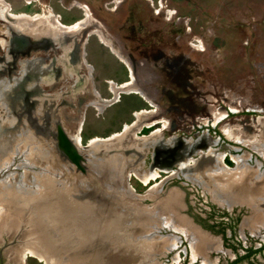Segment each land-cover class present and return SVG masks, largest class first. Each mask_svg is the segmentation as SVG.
<instances>
[{"label": "flooded vegetation", "instance_id": "af4514ba", "mask_svg": "<svg viewBox=\"0 0 264 264\" xmlns=\"http://www.w3.org/2000/svg\"><path fill=\"white\" fill-rule=\"evenodd\" d=\"M67 3L82 7V14L64 17L54 11L55 17L34 20V12L14 11L0 4V135L11 139L10 131H19L22 144L33 134L36 155H45V161L54 168L60 167L70 182L66 188L58 180H51L53 174L46 173V183L37 179L38 183L32 184L34 189L24 191L17 189L16 184L11 186L8 197L2 199L6 207L0 216V264H28L22 257L27 255L39 260L38 264H124L123 256L133 260L139 250L142 253L170 246L166 237L165 240L152 235V224L155 220L165 222V215L171 210L189 227L188 233L202 230L205 238L208 233L215 239V244L217 235L220 246H225L220 232L205 227L196 217L206 216L208 202L236 213L235 236L244 213L238 206L220 204L216 198L248 201L243 191L247 183L233 184L228 191L214 193L217 197L207 194L205 206L200 209L192 198L193 195L197 202L202 200L200 184L176 176H184L188 167L192 168L187 160V164H181L184 158L199 155V147L220 140L222 145L244 147L253 157L249 164L254 168L246 170L249 175L243 181L252 180L251 188L256 189L260 177H255V173L264 169V139L257 144L261 145L257 151L256 143H251V133H247L248 143L242 145L225 135L221 122H209L202 127L189 123L190 128L180 132L184 138L178 144L171 143L166 134L153 140L158 118L170 117L167 113L172 107L166 97L186 104L179 95H184V87L191 85L193 70H202L203 61L199 63L188 56L186 40L167 38L156 31L157 9L150 0H100L99 9L87 0ZM262 12L255 11L259 15ZM11 13H24L27 17L15 18ZM164 20H170V15ZM245 27L239 29L243 32L233 41L234 44L241 38L237 51L240 48L242 76L233 82V89L227 86L241 102L250 105L227 113L252 116L264 112V26L253 21ZM203 43L208 52L205 59L216 68L220 46H210L207 40ZM234 53L231 50L230 61ZM221 73L217 71L218 75ZM254 91L256 94H252ZM193 109L189 107L188 112ZM169 123L176 124L171 119ZM133 133L142 137L135 139ZM110 136H116V151L104 153L111 157L104 160L91 144L111 139ZM77 144L82 149H77ZM171 155L176 156L172 166ZM224 160L222 157L223 164ZM209 163L204 159L194 166L203 174L202 168L210 169ZM169 165L172 173L166 172L160 184L162 199L153 203L154 182L150 179ZM155 169L157 174L150 176ZM34 173L41 174L40 170ZM127 176H133L144 187L136 190ZM31 177L32 174L29 181ZM126 207L139 211L125 217L121 209ZM213 216L217 218L216 211ZM87 218L88 230L84 223ZM249 221L245 219L244 223L250 224ZM179 224L177 221V230L181 229ZM225 233L231 234V229L227 227ZM94 253L93 263L90 255Z\"/></svg>", "mask_w": 264, "mask_h": 264}, {"label": "rangeland", "instance_id": "374dc122", "mask_svg": "<svg viewBox=\"0 0 264 264\" xmlns=\"http://www.w3.org/2000/svg\"><path fill=\"white\" fill-rule=\"evenodd\" d=\"M87 1L94 2L99 9L100 0ZM150 2L152 3L153 8L157 9V15L154 16V23L157 27L156 31L162 32L167 38L171 36V39L186 40V45L189 51L188 56L191 55L197 59V61L199 60V63L202 61L204 63L202 70L197 68L193 70V73L190 74L192 76L189 80L191 85H189V87H184L186 91L181 93L184 95H179L180 97L183 96L182 98L187 101L186 104L180 105L181 102L179 103L178 101L173 100V102H171L166 97L167 103L171 104L170 106L172 107L167 113L170 116L169 120L171 119L172 121H175L176 124H173L172 126L170 125L168 118L159 117L158 122L155 123V126L157 127L152 133L153 140L157 141L158 139H161L162 134H166V137L168 135L170 136L167 138L171 143L178 144V142H183L182 138H184L179 136L180 132L182 129H189V123H192L194 127H202L209 122L212 124L215 122H221L220 128L224 131L226 136L231 137L234 141L244 145L249 139L247 133H251V143L253 141L256 145L262 144V141L260 140L264 139V112H259L252 116L241 113L228 114V110L234 111L237 108L249 107L250 104L245 101L244 103L243 101L241 102V98L236 96L232 92L233 90L228 89L227 85H230L231 89H233V82L242 76L239 66L241 62L240 48L237 51V47L240 43L237 41L241 38H239L234 44L233 41L236 39L237 35L243 32L242 30L239 31V29L246 28L245 26L253 21H258V23L263 24L264 26V0H150ZM0 4H2L1 6H9L14 11L20 10L27 14L34 12L35 15L31 18H35L34 20L41 19L39 17L45 19L50 15L55 17V15H53L54 11H59L64 17H76L79 16L83 9L82 7L75 5L72 7L68 6L67 0H0ZM259 10L263 11L261 15L255 13V11ZM99 12L101 13V10H99ZM11 14V17L16 18L19 14L24 13ZM158 15H160V17ZM167 15H170V20H164ZM257 17L259 18L257 19ZM74 24L77 25L78 22H75ZM251 28L253 29V27L250 26V29ZM204 40H207L210 46H220L218 52L220 50L222 52L220 51L221 53L220 55L218 54V58L216 59V68H212L209 65L210 61L205 59L208 52L203 43ZM231 50H234L235 53L233 54L234 59L232 60L231 58L230 61ZM228 61H230V63ZM217 71H222V73L218 75ZM122 77L124 78L123 75ZM188 79L189 78L187 77V80ZM239 91L243 92V89L240 88ZM252 94H256L255 91ZM196 105H198L199 108ZM191 106L194 109L191 112H188V109ZM140 114L141 113H138V116ZM127 115L129 116L130 114L127 113ZM129 118L134 117L130 116ZM250 129L253 131L251 132ZM13 130L14 129L10 131L11 135H9L12 139V143H8V146L5 145V140L8 138L1 137L2 135H0V194L3 187L8 185L16 184L20 187L24 184L29 187H21L19 190L34 189L36 187H33L32 184H37V179H40V182L42 179V183H46V173L49 175L53 174L51 180H58L60 185L64 187L66 186L67 188L70 182L68 181L67 175L62 173V169L60 167L54 168L51 166L45 161V155H36L37 151L35 150V146L32 145V142L34 141L32 140V136L34 135L31 134L28 136L26 134L25 136L28 137L25 139L23 138L24 143L20 144V132L17 131V133ZM6 131L8 130H5V132ZM132 135L135 139L142 137L141 135L134 136V133ZM115 137L116 136H112L111 138L110 136L109 138L111 139L104 141L97 140L100 141L101 144L97 143V141L91 144L95 145L94 148H97L99 153L103 155L104 160L111 158L104 155V153L109 154L110 151H116V140L113 141ZM186 139L187 138H185V140ZM191 140V138H188V141ZM221 142L222 141L219 140L218 143H214V145L210 143L206 146L202 145L201 148L205 150L202 151L199 147V155H192V158H184L185 161L181 164H187V160L192 168L190 169L188 167V171L184 176L179 173L176 177L180 179L183 178V180L189 179L194 184H196V182L200 184L199 191L202 200L199 199V201L201 203L197 202L192 195V198L196 201L195 206H198L200 209H203V201L207 194L216 197L214 194L216 191L214 190L216 185L219 184V187L227 186V188L232 189L233 184L238 185L242 182L247 183V186L244 189H246L245 192L247 193L248 201L244 202L242 199H232L229 197V200L220 198V203L222 205L225 203L224 205L231 204L238 206V208L244 213L239 228L236 230L235 238L240 239L242 244L247 245L248 239L246 238V235L247 233H250L255 237L252 244L258 245L259 242L264 241V169H257V173H255L257 176L255 177H260L257 180V183L259 184H257L258 187L256 189H252L251 186L254 185V182L252 180L248 182V179L243 181V178L248 174V171L246 170L252 169L253 167L249 164L251 161H254L253 157H249L247 150L244 147L236 144L229 145L227 143L222 145ZM260 146L257 145V151H260ZM77 149H82V146L77 144ZM89 149L90 148L87 147L86 150ZM120 150L121 149H119V151ZM42 151L46 152V149H42ZM2 152L4 155H2ZM29 152L35 154L29 155ZM113 155L115 154L113 153ZM33 157H36V160L41 162L38 164L36 160L33 161ZM222 157L229 159L230 163L228 164L227 160H224V162L226 161L227 163L225 162L223 164ZM170 158L172 166L176 156L171 155ZM204 159L209 160L210 169H207V167L205 169L202 168V172L205 174L203 176L195 166ZM187 166L188 165H186V167ZM165 169V171L158 170L160 175H157L154 179H150V181L154 182L152 187V192L155 194L153 203L161 198L159 193H161L160 184L163 183L162 177L172 171L170 165ZM36 170H40L42 175L34 173ZM30 174H32L31 181L28 179L30 178ZM153 174H157V169H155L150 176ZM158 178L160 180H158ZM126 180L129 183H133L136 190L144 187L143 184H139V180L135 181L133 176H127ZM204 181H206V183ZM205 184L207 185V190H205ZM248 186L250 188H248ZM170 188L171 190L173 189V187ZM218 191L223 192V189L221 188ZM0 196L5 197L6 195L1 194ZM250 196L252 198H250ZM2 197H0V216L4 213L6 207L2 202ZM121 210L125 217L128 213L131 214L132 212L139 211L138 208L130 209L128 207L122 208ZM165 216L167 218L164 217L166 219L164 220L165 222L158 223L156 220L153 222L152 235L154 234L161 238L166 237L167 240L166 238L165 240L170 241V246L167 249L145 250L142 253L139 250L135 253L136 257L132 256L135 258L133 260H129L128 258H131L129 256H127L128 258L123 256L124 264H184V261H186L187 264H226L227 261L234 256L233 251L228 247L220 246V238H218L217 235L216 239L218 242L215 244L213 242L215 239H213L208 233V237L205 238V236H203L205 232L202 230L197 229L199 231L193 230L194 233H188L187 229L189 227L182 222V219H177V214L174 211L171 210L170 213ZM245 219H249L250 224L246 222L244 223ZM88 220L89 219L87 218L85 219L86 222H84L87 230L89 229ZM177 221L180 223V230H177ZM209 238H211V240ZM137 240L140 243L138 238ZM212 243L216 245L214 248H212ZM238 251L241 252L242 249L238 248ZM22 257L25 258V262L28 264H38L39 260L37 261L34 256L27 255ZM90 257L92 259L94 257L96 258L95 253L91 254ZM92 261L94 263L95 259ZM98 262H100V260ZM254 264H264V256L256 254Z\"/></svg>", "mask_w": 264, "mask_h": 264}, {"label": "trees", "instance_id": "16d2710c", "mask_svg": "<svg viewBox=\"0 0 264 264\" xmlns=\"http://www.w3.org/2000/svg\"><path fill=\"white\" fill-rule=\"evenodd\" d=\"M227 162H230L226 159ZM209 210H206V216H197L196 218L204 223L205 227L211 229L214 232H220L222 236V241L225 246L232 249L235 256L227 261L226 264H254L256 260V254L264 256V241L259 242L258 245H253L252 241L255 239L252 235L247 234L248 244L244 245L241 240L235 238L233 235L235 233L236 223L238 219V214L231 213L222 207L214 205V203L208 202ZM217 213V218H214L213 214ZM212 219V221H209ZM203 225V226H204ZM216 226V227H215ZM231 229V234H226V228ZM238 248L242 251L239 252ZM184 264H187L184 261Z\"/></svg>", "mask_w": 264, "mask_h": 264}, {"label": "bare ground", "instance_id": "6f19581e", "mask_svg": "<svg viewBox=\"0 0 264 264\" xmlns=\"http://www.w3.org/2000/svg\"><path fill=\"white\" fill-rule=\"evenodd\" d=\"M18 17H27V15H25V14H19L18 16H17V18ZM73 26H75V25H73ZM72 26V27H73ZM7 140H9V141H7ZM7 140H5V145L6 146H8V143H10L11 141H12V139H7ZM12 143V142H11ZM11 145V144H10ZM2 155H4L3 154V152H2ZM11 186L12 185H8V186H4L3 187V189H2V191H1V194L3 195V194H5L6 196L5 197H2V196H0V197H2V198H7L8 197V194H9V189L11 190ZM13 187V186H12ZM17 189H21L20 187L19 188H17Z\"/></svg>", "mask_w": 264, "mask_h": 264}, {"label": "crops", "instance_id": "0c3cea01", "mask_svg": "<svg viewBox=\"0 0 264 264\" xmlns=\"http://www.w3.org/2000/svg\"><path fill=\"white\" fill-rule=\"evenodd\" d=\"M235 176V175H234ZM223 189V191L224 190H226V191H228V188H227V186H222V187H219V184L218 185H216V187L214 188V190H216L214 193H217V191L219 190V189ZM243 191L245 192L246 190L243 188ZM245 194H247L246 192H245ZM217 197V196H216ZM219 198V197H218ZM218 198H216L217 200H218V202H221V200H220V198L218 199ZM250 198H252L251 196H250ZM261 199V198H260ZM225 200V199H224ZM243 200V199H242ZM245 200V199H244ZM243 200V201H244ZM245 202V201H244ZM221 204V203H220Z\"/></svg>", "mask_w": 264, "mask_h": 264}, {"label": "water", "instance_id": "95a60500", "mask_svg": "<svg viewBox=\"0 0 264 264\" xmlns=\"http://www.w3.org/2000/svg\"><path fill=\"white\" fill-rule=\"evenodd\" d=\"M77 165H79V168H80V169L84 170V166H82V164H78V163H77Z\"/></svg>", "mask_w": 264, "mask_h": 264}]
</instances>
